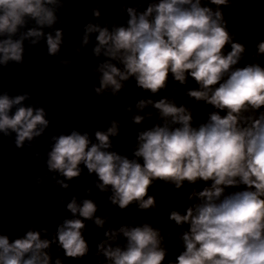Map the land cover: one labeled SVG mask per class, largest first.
<instances>
[{
	"label": "clouds",
	"instance_id": "clouds-1",
	"mask_svg": "<svg viewBox=\"0 0 264 264\" xmlns=\"http://www.w3.org/2000/svg\"><path fill=\"white\" fill-rule=\"evenodd\" d=\"M55 2L0 0V34L16 33L25 17L51 26L56 17L46 5ZM210 3L228 5L229 0ZM127 12L128 27H118L111 33L96 25L86 27V33H99L95 54L99 55L104 47L106 56L123 64V71L112 63L100 65L102 76L95 92L100 94L111 87L115 95L123 87L121 81L135 77L138 87L155 94L166 87L169 74L181 84L187 74L199 85L188 96L205 101L217 111L209 114L206 123L193 127L192 113L186 107H177L167 99L154 104L141 100L138 108L153 104L164 119L163 126L156 125L138 135L139 147L134 156L142 158L143 163L102 150L110 148L109 137L118 134V125L112 121L107 132H96L98 143L91 146L86 133L74 131L55 138L49 153V170L71 180L80 175L78 166L83 163L89 173L98 176L101 183L97 187L101 191L111 186V203L120 209L133 202L140 209L154 208L155 198L148 195L154 180L174 184L177 189L185 181H210L209 187L189 196L197 197L199 202L187 208L185 214L170 213L169 219L177 225H189V230L182 233L184 251L176 258V264H264V112L258 118L243 115L250 109L264 108V67L258 63L236 67L245 46L233 42L222 12L201 6L200 0H160L138 16L134 8ZM27 35L39 37L42 33L33 29ZM61 38L60 30L55 37H47L50 55L59 51ZM87 42L85 35L84 43ZM229 44L231 51L225 54L223 49ZM256 47L257 56L264 55V40ZM0 53V63L20 62L22 42L6 39L0 42ZM24 99L0 97V131H15L17 147L26 139L39 136L49 123L43 108L34 114L31 107H19L10 116L12 106ZM133 120L139 124L143 117L137 115ZM38 125L43 127L37 130ZM230 188L239 190L226 193ZM67 208L73 214L79 212L84 219H92L97 210L91 200L78 206L73 199ZM95 224L102 227L104 220L96 218ZM84 227L81 219L65 220L59 227V245L67 257L82 258L88 253V244L81 234ZM119 232L127 238L126 249L99 245L112 264H162L166 252L160 247L158 229L144 224L121 227ZM106 235L111 238L115 233ZM49 246L50 241L42 240L35 231H28L24 238L11 243L7 236H0V264H49L51 258L43 251ZM56 264L61 261L57 259Z\"/></svg>",
	"mask_w": 264,
	"mask_h": 264
}]
</instances>
